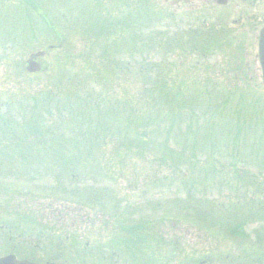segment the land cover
I'll list each match as a JSON object with an SVG mask.
<instances>
[{
    "label": "rangeland",
    "instance_id": "obj_1",
    "mask_svg": "<svg viewBox=\"0 0 264 264\" xmlns=\"http://www.w3.org/2000/svg\"><path fill=\"white\" fill-rule=\"evenodd\" d=\"M262 26L264 0L223 5L215 0H0V222L7 227L0 230V257L15 254L42 264H146L143 258L135 262L138 257L131 258L123 242L130 238L132 221H144L139 244L157 264H264V86L256 41ZM96 41L121 49L105 57ZM38 51L46 52L37 57L41 70L28 72L26 61ZM62 63L83 89L92 88L91 101L72 108L73 114L57 104L42 105L48 91L52 96L79 90L61 78ZM141 66L162 76L175 92L183 91L187 104L198 108L193 128L181 111L173 123L156 116L147 95L158 91L142 81ZM227 94L228 103H217L228 112L214 117L209 140L202 132L204 99L195 100ZM32 97L38 100L40 124L47 125L41 134L26 125ZM187 104L174 103L178 110ZM230 108L241 110L238 164L226 147L229 121L235 119ZM129 109L138 119L133 136L144 132L147 148L118 152L109 138L88 152L98 158L92 171L86 166L78 182L54 184L52 158L68 154L67 145L53 144L54 135L71 139L70 125L102 115L108 117L104 123L122 132ZM13 112L14 126L5 132L9 126L3 121L13 119ZM143 113L156 120L140 118ZM193 132L195 165L184 160L174 169L171 160L161 162L166 140L182 155L184 145L191 149ZM211 157L231 162L217 167ZM73 195L85 204L76 205ZM231 224L242 227L232 232ZM37 231L42 236L31 242L18 237Z\"/></svg>",
    "mask_w": 264,
    "mask_h": 264
},
{
    "label": "trees",
    "instance_id": "obj_2",
    "mask_svg": "<svg viewBox=\"0 0 264 264\" xmlns=\"http://www.w3.org/2000/svg\"><path fill=\"white\" fill-rule=\"evenodd\" d=\"M148 22V20H147ZM146 22V23H147ZM53 29L54 34L56 36H58L60 33L57 30ZM90 29V28H89ZM100 31V30H99ZM134 31V30H133ZM98 41L94 42L96 44V46L98 45V47L103 48L102 52L104 54L105 57L112 55L113 53H117V49H121V47L115 46V48L113 49V51L110 49L111 45L107 44V42L105 44H98ZM153 45V44H152ZM60 46V45H58ZM55 46V47H58ZM150 47L153 49H156V45L154 44L153 46L150 45ZM52 46H49V49H51ZM54 48V47H53ZM99 52H101L100 50H98ZM104 56H102L104 58ZM104 60V59H102ZM107 60V59H105ZM109 62V61H108ZM110 63V62H109ZM65 63H62V65H60V76L61 78L63 77L64 80H68V82H70V84H73L72 86H75L76 89L79 90H71V92H67V93H63V94H59L58 92L53 93L54 91H56L55 89L51 90L52 96H48L47 93H44L43 97H42V105H51V103L53 104H57L61 107H63V109L65 110L66 108L72 110V108L74 110H79L80 107L85 108L86 105H88L87 103H89L90 100V95L92 93V88L91 86H89V88L87 89H83L82 85H80V81H78V76H73V74H68L67 69H66V65L64 66ZM103 64V63H101ZM106 65V63H105ZM111 64H108L107 67H109ZM104 66V65H103ZM93 67V66H92ZM147 66H141V73L144 74V78L142 79L143 82H147V84L151 87L152 91H158V94H150L147 95V102L148 104L156 111V113L158 115H156L157 117H161L160 115L163 114L171 123H173L177 118H176V114L183 112V114H188L187 116V120H188V128H193L195 124H193L192 122L194 120L198 121L199 120V110L198 108L192 107L191 105L187 104V96H185L183 91H179L177 90V92H175L174 90V86L170 87L166 84L165 79L162 76L159 75H153L151 74V72H148V69L146 68ZM110 68V67H109ZM74 73V72H73ZM64 75V76H63ZM76 77V78H75ZM71 80H73L74 83L71 82ZM167 89V90H166ZM150 89H147L146 93H149ZM175 92V94H174ZM200 94H207V92L205 90H201L199 92ZM183 94V95H181ZM231 94H227V96H223V97H213V95H208V96H203L202 99L200 100H195L197 103H199L201 100H203V108L204 110H202V112L205 114L204 116H206L205 120L203 121V126H202V132L205 138H208L209 140L212 138V129H213V119L214 117H216L218 119L219 116H221L223 113H227V109H226V105L223 104L220 105L219 103H217L218 101H221L222 99L225 100L226 99V103H228L232 96H230ZM85 96V97H84ZM148 99L151 101L149 102ZM37 99L35 97L31 98V102H32V109H31V115L30 118L27 119L26 125L27 128L31 130L32 133L34 134H41L43 132H45L44 130H47V125L45 126L44 123L42 122V124H40V121L38 119L39 115L36 114L35 110L36 107H38V103H37ZM189 101V100H188ZM182 103L184 105H188V108L182 109L183 107L178 106V108L180 110L177 109V107L174 105V103ZM161 105V106H160ZM166 105V106H164ZM120 106V105H118ZM124 108V105H122ZM170 106L171 109V113L168 112L166 113V107ZM115 108L117 109V106H115ZM113 109V108H112ZM58 110V109H57ZM74 110H72V114L74 113ZM59 111V110H58ZM66 111V110H65ZM238 111L241 112V110H239L238 108H230V113H232L231 115L235 118L234 124L236 123L235 127H233L232 125H234L231 122L230 119V127H228L229 129L226 131V134L228 135L229 139H228V146L227 149L231 155V160L233 162L237 161L235 160V156H237V153L239 152L238 149L236 148V144L238 143L237 140L240 138V132H242V128L240 123L238 121H240V116ZM70 112V116L69 118H74V116L71 114ZM59 115L61 114V112H58ZM82 113V112H81ZM161 113V114H160ZM12 118L13 119H8L6 121H3L4 125H8L9 127L4 128L5 132H9V128L12 129V127L14 126V119L15 116L17 115L15 112L12 113ZM113 116H115L113 113H109ZM160 114V115H159ZM168 114V115H167ZM83 115V114H82ZM84 116V115H83ZM47 118V116H45ZM89 117V116H88ZM88 117L84 118L85 122H79L76 123L75 127H73V125H70L71 127H66L69 128L71 131V134L73 135V138H67L66 136H64V138H62V135H54L53 137V144H57L56 146H58V148H62L63 145H67L68 146V154H60L59 152L55 151V148L53 149L54 152L57 154L56 157L52 158L53 162L56 163L55 165L51 164V173H52V180L55 181L54 184L61 185L64 183H74V182H78L76 180L77 177L82 176V171L84 170V168L87 166H90V169H88V172L92 171L95 168V165H97V157L96 155H87L88 152L90 150H97L95 149L96 147H99L100 144H102L104 141H107V139L110 138L111 142L114 143L116 145V148H118V152L121 151H127L130 148H135L136 150H145V148H147L148 145V141L145 140L143 138V136H145L144 132H139L138 137L137 136H133L135 134H137L138 131H136L135 129V123L138 122V119L135 116V111H131V109H129V112L127 113V115L125 117H127V126L125 125V129L121 132L120 130H118L117 128H114L113 125H109L108 123H104L103 121L105 119H108V117L106 115H102L101 119L98 118L97 121L95 122H90L88 120ZM208 117V118H207ZM142 119H152V116L150 114H142V116L140 117ZM56 122H59L61 120L60 116L55 117L54 119ZM152 120H156V119H152ZM106 121V120H105ZM67 122L70 123V119H67ZM119 121L117 120V123ZM1 123V122H0ZM191 124V126H190ZM216 124V123H215ZM242 124V122H241ZM252 124V123H251ZM250 124V125H251ZM3 126V125H2ZM53 126H56L55 124H53ZM129 127L131 132L129 131ZM74 128V129H73ZM114 128V129H113ZM0 130L3 131V127H1L0 125ZM122 135H125V138L122 137ZM195 136V132H193V134L191 135V137ZM197 137L195 136L194 139L192 138L191 140H193L191 142V149L189 150L188 148H186V145H184L183 149H182V155L181 154H175L172 152L171 149H169L168 146V141L166 140L163 145H164V149L165 151L167 150V152L164 153L163 157L161 158V162H164L167 164V162L169 160H171V167L176 169L179 166H182L184 164V160L190 162H193L191 164V166L195 165V163L198 162L199 157L197 156V153H195V146H196V139ZM70 139V140H69ZM207 139V140H208ZM211 145V144H210ZM208 146V145H206ZM211 148L213 149V146H211ZM58 149V150H59ZM226 149V148H225ZM226 149V150H227ZM209 150H210V146H209ZM86 152L85 154L83 152ZM22 153V151H21ZM82 153L84 155H82ZM212 153H214V150L212 151ZM186 154V158H184L183 156ZM212 158L217 159V161L214 160V162H216L217 167L218 166H225L226 168L228 167V162L231 160H229L228 162L226 160L218 159L216 157H211L210 161L213 160ZM26 161V158L23 157L22 162ZM210 164V163H209ZM238 164V163H237ZM210 169L213 170L212 172H214V170H216V166L213 167L215 164H210ZM23 166V165H22ZM208 167V166H207ZM213 167V168H211ZM86 170V169H85ZM216 176V174L214 175ZM181 178H183V175L181 176ZM184 184V183H183ZM56 186V187H57ZM63 188V190L69 188L68 187H64L61 186L60 189ZM73 193L75 194V190L73 191ZM70 198L68 197L67 200H69ZM73 201H77L76 205L80 206L81 204H85V202H83V199H78L76 198V196L73 195L72 198ZM77 206V207H78ZM78 211V209H76ZM36 223L39 225L40 223H38L37 219H35ZM133 225L130 228L131 231V235L130 238L126 239L125 241H123L126 244V247L128 250L131 251V258L134 256H137V260H135V262L139 261L140 259L143 258L144 260H146V264H157L155 263V259H153V255L151 253H148L147 251H143L141 249V245L139 244L140 242V236H139V232L140 230H145L146 229V225L144 224V221H132ZM240 224V223H239ZM229 225L228 228L230 231L235 232L238 231L239 228H241V225ZM123 226V224H122ZM125 229V228H123ZM25 236V237H24ZM42 235L39 231H37V234H35V236L33 235H24L23 233H18V237L21 238L22 240L25 239H29V241H34L35 239L40 238ZM32 237V238H30ZM128 237V236H126ZM23 242V241H22ZM145 239L143 240V245L145 244ZM59 243V242H58ZM60 244V243H59ZM173 245V243H172ZM61 252V251H58ZM57 258V256H53L52 259ZM50 259V258H49ZM99 260H102L104 258H101V255H99L98 257ZM134 259V257H133Z\"/></svg>",
    "mask_w": 264,
    "mask_h": 264
},
{
    "label": "water",
    "instance_id": "obj_3",
    "mask_svg": "<svg viewBox=\"0 0 264 264\" xmlns=\"http://www.w3.org/2000/svg\"><path fill=\"white\" fill-rule=\"evenodd\" d=\"M44 55L43 51H38L34 54L29 56L27 61L26 70L28 72H36L39 70L40 65L33 61V59L37 58L38 56ZM258 57L259 63L262 70V82L264 84V27L260 30L259 34V42H258ZM0 264H33L28 261L24 260H17L14 255H8L5 257L0 258Z\"/></svg>",
    "mask_w": 264,
    "mask_h": 264
},
{
    "label": "flooded vegetation",
    "instance_id": "obj_4",
    "mask_svg": "<svg viewBox=\"0 0 264 264\" xmlns=\"http://www.w3.org/2000/svg\"><path fill=\"white\" fill-rule=\"evenodd\" d=\"M190 1H191V0H173V2H174V3H177V4H180V3H182V2H183V3H189ZM215 2H216L217 4H222V5H223V4H226V3H227V0H215ZM262 27H264V26H262ZM262 27H261V28H262ZM261 28H260V30H261ZM260 30H259V31H260ZM258 39H259V32H258V34H257V36H256L257 47H258ZM257 59H258V55H257ZM36 60H37V59H36ZM37 61H38V60H37ZM40 64H41V62H40ZM0 228H1L0 230L4 232V230H5L7 227H5V226H3V225L0 224ZM8 228L11 229L9 226H8Z\"/></svg>",
    "mask_w": 264,
    "mask_h": 264
}]
</instances>
